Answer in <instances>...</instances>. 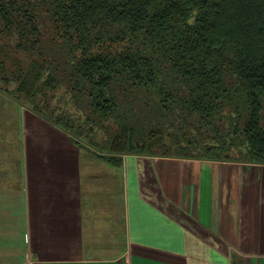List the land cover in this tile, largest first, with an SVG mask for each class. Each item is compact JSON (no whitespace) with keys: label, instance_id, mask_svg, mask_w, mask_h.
Listing matches in <instances>:
<instances>
[{"label":"trees","instance_id":"obj_1","mask_svg":"<svg viewBox=\"0 0 264 264\" xmlns=\"http://www.w3.org/2000/svg\"><path fill=\"white\" fill-rule=\"evenodd\" d=\"M0 81L113 164H264V0H0Z\"/></svg>","mask_w":264,"mask_h":264},{"label":"crops","instance_id":"obj_2","mask_svg":"<svg viewBox=\"0 0 264 264\" xmlns=\"http://www.w3.org/2000/svg\"><path fill=\"white\" fill-rule=\"evenodd\" d=\"M21 139L0 149L25 196L0 207V264H264V164L127 155L92 174L70 140L37 153L27 174Z\"/></svg>","mask_w":264,"mask_h":264},{"label":"rangeland","instance_id":"obj_3","mask_svg":"<svg viewBox=\"0 0 264 264\" xmlns=\"http://www.w3.org/2000/svg\"><path fill=\"white\" fill-rule=\"evenodd\" d=\"M8 88V89H7ZM12 86H8L4 84L2 81H0V141L1 139L5 138V141H7L10 145H5L0 147V149H4L5 152L8 151V149L11 151L14 148H18L19 144L21 143V138L27 139L26 142V150H27V160H28V166H27V174H35V168H34V162L36 160L37 153L42 152L44 148L46 150H49V145H54L59 147L65 148L67 151L70 150L71 147L66 148L67 144L71 143V136L64 130L58 128L57 126L41 119L34 113H32L30 110H28L25 106H17L18 104L13 97L10 94ZM7 91L6 93H1L3 91ZM24 113L25 118L23 119V130L26 129V136H19L18 127L22 123L21 114ZM19 118V119H18ZM17 122V125H16ZM22 129V124L20 127V130ZM85 143V142H84ZM65 144V145H64ZM86 144V143H85ZM56 147V149H57ZM80 147V146H79ZM78 147V148H79ZM83 148V147H81ZM20 149V148H19ZM48 151V152H49ZM86 151L89 152V166L92 167L91 171L93 173L102 174L104 170H108V162L102 160L101 157L96 155L92 147H86ZM84 151V152H86ZM59 152V149H58ZM11 153V152H10ZM12 154H14V159H18V152L11 153L10 157L13 159ZM8 156V154H7ZM92 159H91V158ZM3 160L5 161L7 158L4 155L2 156ZM54 161H56V157H52ZM80 164L82 168H85L83 166V161L80 159ZM33 164V165H32ZM32 165V166H31ZM32 169V172H31ZM10 174L9 176L3 175L4 169L1 166L0 167V182H5V180L10 177V187L8 189H3V186L0 187V207L6 203L9 202L12 207L19 206V204L22 203L25 199V196L22 193V189L19 188L18 184H15V180L18 179V175L20 174L19 170L15 167L10 168ZM5 174H8L6 171ZM24 208V206H23ZM18 210V213L21 214V217L24 215V209ZM1 212V211H0ZM11 216L13 217V211H11ZM14 218V217H13ZM29 255V254H28Z\"/></svg>","mask_w":264,"mask_h":264}]
</instances>
